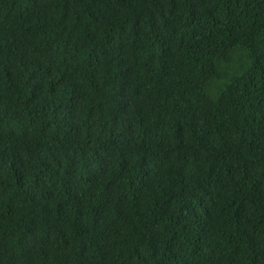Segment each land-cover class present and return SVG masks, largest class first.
<instances>
[{"label": "trees", "instance_id": "1", "mask_svg": "<svg viewBox=\"0 0 264 264\" xmlns=\"http://www.w3.org/2000/svg\"><path fill=\"white\" fill-rule=\"evenodd\" d=\"M0 264H264V0H0Z\"/></svg>", "mask_w": 264, "mask_h": 264}]
</instances>
